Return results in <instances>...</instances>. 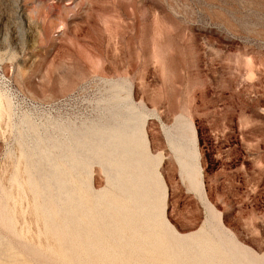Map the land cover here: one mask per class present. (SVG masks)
<instances>
[{
    "label": "rangeland",
    "instance_id": "1",
    "mask_svg": "<svg viewBox=\"0 0 264 264\" xmlns=\"http://www.w3.org/2000/svg\"><path fill=\"white\" fill-rule=\"evenodd\" d=\"M100 261L264 264V0H0V264Z\"/></svg>",
    "mask_w": 264,
    "mask_h": 264
},
{
    "label": "bare ground",
    "instance_id": "2",
    "mask_svg": "<svg viewBox=\"0 0 264 264\" xmlns=\"http://www.w3.org/2000/svg\"><path fill=\"white\" fill-rule=\"evenodd\" d=\"M179 136H180V138H182V136H183V132H181V131H179ZM111 137V136H110ZM105 138V137H104ZM113 139H114V144L113 145H116L117 144V146H118V148H120V149H122L123 147H124V145L126 144L127 145V147H128V149H127V155L130 157H132V158H130V160H128V161H125V160H122V161H120V160H118V161H110V162H107V164L109 165V166H112L113 165V167H112V169L113 170H115V171H117L115 174L116 175H120L121 177H123V178H121V177H118V178H121L120 179V181H123V179H124V181L123 182H125V180L126 181H128V183H130V182H132L133 180H135V178H139V173L135 176V174L133 173V169H134V163H135V161L133 160V158H134V156H133V154H132V152H133V147L135 146V138L133 137V136H130V135H126L125 137H123V134H118V133H115V134H113V137H112ZM109 143V142H108ZM111 144V143H110ZM116 152H118V151H116ZM116 157H118V158H123V153L121 152L120 153V155L118 154V156H116ZM138 163H136L135 165H137ZM182 164H183V175H185L186 174V176L187 175H189V172H188V166H187V162H182ZM138 165H140V163L138 164ZM138 169H139V166H138ZM137 171V169L135 168V172ZM145 171H146V167H145ZM67 172V171H66ZM67 174H69V173H67ZM118 180V179H117ZM60 181V180H59ZM122 182V184L121 185H125L126 183H123ZM133 182H135V181H133ZM118 183H119V180H118ZM120 184V183H119ZM135 184V183H134ZM127 185V184H126ZM127 187V186H126ZM134 187V189H135V200H136V202L135 203H137V200H139L138 201V205H140L141 204V206H139L140 207V209H142L141 207H143V209H145L146 210V208L148 209H150L151 207H152V205L149 203V201H148V193L146 192V191H143V190H140L137 186H133ZM132 187V183H131V190H134V189H132L133 188ZM117 188V187H116ZM120 188V187H119ZM121 190V189H120ZM124 191V190H123ZM134 192V191H133ZM122 193V192H121ZM125 193V192H124ZM130 194H132L131 192H130ZM74 195V194H73ZM124 195V194H123ZM127 195H129V194H127ZM68 196V195H67ZM72 196V195H71ZM81 197V196H80ZM111 197V196H110ZM72 197H70L68 200H66L67 202H69V200L71 199ZM73 198H74V196H73ZM72 198V199H73ZM79 198V197H78ZM119 198V197H118ZM126 198V197H125ZM124 198V199H125ZM130 198H131V196H130ZM134 198V197H133ZM80 199V198H79ZM111 199V198H110ZM122 199V198H121ZM76 200V199H75ZM74 201V200H73ZM124 201V200H123ZM130 201H133L132 199L130 200ZM77 202V201H76ZM114 202H117V201H115V199H114ZM121 202H122V200H121ZM75 203V202H74ZM73 203V204H74ZM119 203H120V201H119ZM118 203V204H119ZM127 203H129L128 201H127ZM127 203H125L126 205H127ZM131 203V202H130ZM72 204V203H71ZM112 204V203H111ZM125 204H123L124 205V207H126L125 206ZM121 205V204H120ZM119 205V206H120ZM108 206V205H107ZM118 206V207H119ZM129 206V209L132 207L131 206V204H129L128 205ZM135 206V205H134ZM74 207V206H73ZM136 207H138V206H136ZM135 207V208H136ZM65 208V207H64ZM88 208V207H87ZM128 208V207H127ZM134 208V209H135ZM66 209H68V208H66ZM128 209V210H129ZM133 209V208H132ZM132 209H130V211L132 210ZM125 210H126V208H125ZM121 211V210H120ZM130 211H129V213H130ZM68 212V211H67ZM66 212V213H67ZM72 212H73V210H72ZM111 212V211H110ZM127 212V211H126ZM125 212V213H126ZM132 212H136V211H132ZM132 212H131V214H132ZM144 212V211H143ZM145 212H147V210L145 211ZM145 212L142 214V211H141V214L142 215H144L145 214ZM148 212H149V210H148ZM147 212V213H148ZM64 213V212H63ZM69 213V212H68ZM71 213V212H70ZM151 213V212H150ZM138 213L136 212V215H137ZM149 214V213H148ZM58 215H60V214H58ZM113 215V214H112ZM111 215V216H112ZM136 215H134V216H136ZM150 215V214H149ZM90 216H91V214H90ZM151 216V215H150ZM153 216V215H152ZM151 216V217H152ZM65 217H67V216H65ZM64 217V218H65ZM78 217H80V216H78ZM95 217H96V215H95ZM98 217H99V215H98ZM110 217V216H109ZM108 217V218H109ZM101 218V217H100ZM122 218V217H121ZM126 218H127V216H126ZM133 218V217H132ZM149 218V217H148ZM156 218V217H155ZM80 219H82V218H80ZM131 219V218H130ZM134 219V218H133ZM152 219V218H151ZM151 219L149 220L150 222H151ZM158 219V218H157ZM68 220V219H67ZM83 220V219H82ZM125 220V219H124ZM138 220V219H137ZM142 220V219H141ZM141 220H138V222L140 223V221ZM159 220H161L160 218H159ZM86 221V220H85ZM100 221H101V219H100ZM117 221V220H116ZM136 221V220H135ZM135 221H132V223L134 222V223H136ZM143 221H144V219H143ZM155 221V220H154ZM69 222V221H68ZM98 222V221H97ZM108 222V221H107ZM125 222V221H124ZM163 222V221H162ZM129 223V222H128ZM131 223V222H130ZM130 223L129 224H127L128 226L130 225ZM141 223H143L142 221H141ZM164 223V222H163ZM90 224V223H89ZM100 224V223H99ZM108 225V224H107ZM120 225V224H119ZM119 225H117V226H119ZM104 226V225H103ZM136 226L138 227L139 225H137L136 224ZM141 226V225H140ZM145 226V225H144ZM157 226V225H156ZM159 226V225H158ZM166 225L165 224H161V228L162 229H164V230H166L167 229V231L169 232V234L171 233L170 232V230L168 229V228H166L165 227ZM101 227H102V225H101ZM118 228V227H117ZM130 228V227H129ZM131 228H134V227H131ZM139 229L140 228H142V227H138ZM144 228V227H143ZM93 229H94V227H93ZM137 229V228H136ZM146 228H144V230H145ZM65 230H67L66 228H65ZM69 230V229H68ZM122 230V229H121ZM79 231H81V230H79ZM84 231V230H83ZM123 231V230H122ZM132 231V230H131ZM139 231V230H138ZM142 231V230H141ZM141 231H139V232H141ZM148 230H146V232H147ZM85 232H87V231H85ZM97 232V231H96ZM103 232V231H102ZM145 232V231H144ZM143 232V234H145ZM164 232V231H163ZM167 232V233H168ZM119 233V232H118ZM121 233V232H120ZM124 234H125V231L123 232ZM132 233V232H131ZM138 233V232H137ZM166 233V232H165ZM66 234H68V232L66 233ZM65 234V235H66ZM81 234V233H80ZM86 234V233H85ZM107 234H109V233H107ZM116 234H117V232H116ZM136 234V233H135ZM70 235V234H69ZM102 235V234H101ZM105 235V234H104ZM126 235V234H125ZM134 234L132 233V236H133ZM141 235H142V232H141ZM154 235V233L151 235V236H153ZM160 235V234H159ZM172 235V234H171ZM100 236V235H99ZM103 236V235H102ZM106 236V235H105ZM138 236V235H137ZM145 236V235H144ZM155 236V235H154ZM153 236V237H154ZM169 236V235H168ZM83 237V236H82ZM89 237V236H88ZM136 237V236H135ZM135 237H133V238H135ZM139 237V240L138 241H140V236H138ZM152 237V238H153ZM162 237V236H161ZM102 238V237H101ZM100 238V239H101ZM106 238H107V236H106ZM105 238V239H106ZM130 238V237H129ZM132 238V239H133ZM157 238V237H156ZM90 239V238H89ZM92 239V238H91ZM109 239H110V236H109ZM138 238H135V241L137 240ZM143 239V238H142ZM141 239V240H142ZM148 239H149V237H148ZM173 239V241L175 242V243H182V241H180V240H178V239H176L175 237H173L172 238ZM77 240H80V239H77ZM128 240V239H127ZM154 240H155V238H154ZM195 240V239H194ZM196 240L199 242V244H200V246H201V244L205 247V249L207 248V250L208 251H210V252H213V254H214V252H216L217 250H219V246L218 245H216V244H213L210 240H209V238L208 237H206L205 236V234H201L199 237H197L196 238ZM103 241V240H102ZM106 242L108 241V240H105ZM130 241V239L128 240V242ZM106 242H105V244H106ZM142 242V241H141ZM145 242V241H144ZM143 242V244H145ZM147 243H146V247L145 248H147V249H151L152 251H154V250H157L158 252H159V250L158 249H156V248H159V247H163V249L161 250L162 252H163V254L164 255H166V253L168 254V250H166V247H164V245H163V242H160V241H157V239H156V244L155 243H151L149 240L148 241H146ZM152 242H153V240H152ZM197 242V243H198ZM77 243H78V241H77ZM113 243V242H112ZM111 243V244H112ZM185 243V242H184ZM193 243H195V241L193 242ZM102 244V243H101ZM104 244V243H103ZM187 244V243H186ZM198 244V245H199ZM74 245V244H73ZM72 245V246H73ZM79 245H80V243L78 244V247H79ZM109 244H107L105 247H107ZM116 245V244H115ZM125 245V244H124ZM123 245V246H124ZM132 245V244H131ZM141 246V243L140 244H137V243H135V245H132V246H134V250L135 251H139L138 253H139V255H141V253H143V252H141L140 253V251H141V249L139 250L138 249V247L137 246ZM168 245V244H167ZM180 245H182L183 246V244H180ZM180 245H178V246H180ZM191 245H192V243H191ZM76 246V245H75ZM96 247H97V245H95ZM143 246V245H142ZM169 246V245H168ZM195 246V245H194ZM81 248H82V246H80ZM95 247V248H96ZM109 247V246H108ZM189 247H190V245H189ZM192 247V246H191ZM196 247V246H195ZM199 247V246H198ZM76 248V247H75ZM95 248H94V250H95ZM112 250H113V245H112ZM118 248H119V246H118ZM122 248V247H121ZM140 248V247H139ZM182 248H184V246L182 247ZM109 249V248H108ZM116 249V248H115ZM137 249V250H136ZM178 249V248H177ZM189 248L187 247V250H188ZM191 249V248H190ZM202 249V248H201ZM98 250V249H97ZM117 250V249H116ZM122 250V249H121ZM121 250H120V252H121ZM133 250V249H132ZM179 250V249H178ZM184 250V249H183ZM192 250V249H191ZM199 250V249H198ZM105 251V250H104ZM106 251H107V249H106ZM126 251H128V249L126 250ZM149 251V250H148ZM152 251H151V253H152ZM194 251V250H193ZM205 251V250H204ZM99 251H97L96 253L98 254V256H100L99 254H101L100 252L98 253ZM109 252H110V250H109ZM117 252V251H116ZM119 252V251H118ZM119 252V253H120ZM122 252H123V250H122ZM121 252V253H122ZM150 252V251H149ZM172 252H173V249H172ZM185 252V251H184ZM183 252V253H184ZM206 252V251H205ZM81 253V252H80ZM110 253H112V252H110ZM126 253V252H125ZM156 253V252H155ZM173 253H176V251L175 252H173ZM187 253V252H186ZM185 253V255L187 256V254ZM83 254V253H82ZM106 254H107V252H106ZM116 254V253H115ZM127 254V253H126ZM135 254H137V253H135ZM146 254V253H145ZM157 254V253H156ZM160 254V253H159ZM195 254H197V252H195ZM143 255H144V253H143ZM155 255V254H154ZM163 255V256H164ZM198 255V254H197ZM204 255V254H203ZM83 256V255H82ZM109 256V255H108ZM113 256V254L110 256V257H108L109 259L111 258ZM121 256H122V254H121ZM125 256V255H124ZM138 256V255H137ZM146 256V255H145ZM150 256V255H149ZM149 256L147 257V259H149ZM170 256H171V254H170ZM178 256V255H177ZM176 255H175V257H177ZM195 256V255H194ZM193 256V257H194ZM198 256H200L201 257V255H198ZM95 257H96V255H95ZM94 257V258H95ZM100 257H103V256H100ZM99 257V258H100ZM114 257V256H113ZM112 257V258H113ZM115 257H116V255H115ZM139 257V256H138ZM153 256L151 255V258H152ZM155 257V256H154ZM157 257V256H156ZM164 257H166V256H164ZM175 257H173L174 258V260H175ZM192 256H191V258H193ZM207 257V256H206ZM94 258H93V261H94ZM107 258V257H106ZM111 258V259H112ZM141 258H143L142 256H141ZM159 258V257H158ZM188 258H190L189 256H188ZM196 258H198L197 256H196ZM92 259V258H91ZM105 259V258H104ZM115 258H113L112 260L113 261H115L114 260ZM119 259V258H118ZM121 259H123L122 257H121ZM127 259H128V257H127ZM162 259V258H161ZM182 259V258H181ZM95 260L97 261V262H99V260H97L96 258H95ZM130 260V259H129ZM150 260V259H149ZM152 260H154V259H151V261ZM165 260V259H164ZM102 262H103V260H101ZM100 261V262H101ZM121 261V260H120ZM119 261V262H120ZM128 261V260H127ZM141 261H142V259H141ZM166 261V260H165ZM90 262H92V260L90 261ZM101 262V263H102ZM107 262V261H106ZM117 262V261H116ZM135 262V261H134ZM145 261H143V263H144ZM147 262V261H146ZM184 262V261H183ZM188 262V261H187ZM100 263V264H101ZM125 263V262H124ZM123 263V264H124ZM128 263V262H127ZM136 263V262H135ZM152 263V262H151ZM169 263V262H168ZM199 263V262H198ZM86 264V263H85ZM93 264V263H92ZM96 264V263H95ZM103 264V263H102ZM116 264V263H115ZM129 264H130V262H129ZM132 264H133V262H132ZM138 264V263H137ZM142 264V263H141ZM144 264H147V263H144ZM149 264V263H148ZM154 264H158V263H155L154 262ZM178 264H180V263H178ZM183 264H186V262L185 263H183ZM200 264H202V262L200 263Z\"/></svg>",
    "mask_w": 264,
    "mask_h": 264
},
{
    "label": "built area",
    "instance_id": "3",
    "mask_svg": "<svg viewBox=\"0 0 264 264\" xmlns=\"http://www.w3.org/2000/svg\"><path fill=\"white\" fill-rule=\"evenodd\" d=\"M4 81L5 92L13 100L15 106L25 107L27 109L36 110L39 108L40 103L33 100L27 94H25L20 89L14 87V85L10 84L6 79Z\"/></svg>",
    "mask_w": 264,
    "mask_h": 264
}]
</instances>
